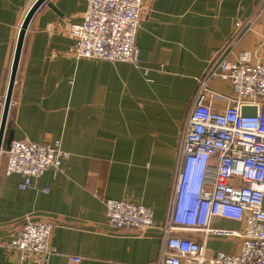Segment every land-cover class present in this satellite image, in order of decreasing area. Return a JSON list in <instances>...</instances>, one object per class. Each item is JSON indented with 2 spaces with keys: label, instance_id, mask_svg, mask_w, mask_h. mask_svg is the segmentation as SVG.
<instances>
[{
  "label": "crops",
  "instance_id": "1",
  "mask_svg": "<svg viewBox=\"0 0 264 264\" xmlns=\"http://www.w3.org/2000/svg\"><path fill=\"white\" fill-rule=\"evenodd\" d=\"M33 1L0 0V121L20 24ZM85 8L86 0H47L24 37L0 150V264L156 261L195 78L229 42L236 22L244 30L226 47L227 59L247 52L251 62L264 63V0H148L135 36L137 64L70 53L74 40L64 31ZM212 87L230 92L221 80ZM14 139L59 141L70 155L62 171L49 168L20 189L22 177L6 172ZM106 199L151 207L152 226L143 234L113 228ZM26 219L52 224L54 250L45 259L20 261L22 254L7 247ZM213 226L241 227L224 218ZM205 247L206 254L233 253L239 242L211 237Z\"/></svg>",
  "mask_w": 264,
  "mask_h": 264
},
{
  "label": "built area",
  "instance_id": "2",
  "mask_svg": "<svg viewBox=\"0 0 264 264\" xmlns=\"http://www.w3.org/2000/svg\"><path fill=\"white\" fill-rule=\"evenodd\" d=\"M147 1L86 0L81 20L64 31L74 40L70 53L137 64L135 36ZM242 30L244 23L236 22L229 42L210 55L195 78L180 132L159 256L146 264H264V63L251 62L247 52L235 61L227 59L226 47ZM215 80L226 82L230 92L213 88ZM69 155L59 141L14 139L6 150V172L19 174L18 186L26 189L47 169L62 171ZM104 204L107 222L115 229L143 234L153 224L149 206L124 199H106ZM216 218L239 222L241 227H214ZM51 230L52 224L44 219H26L7 247L22 254L20 261L28 255L45 259L54 250ZM192 233L202 236L197 239ZM211 237L237 239L238 250L206 254Z\"/></svg>",
  "mask_w": 264,
  "mask_h": 264
},
{
  "label": "water",
  "instance_id": "3",
  "mask_svg": "<svg viewBox=\"0 0 264 264\" xmlns=\"http://www.w3.org/2000/svg\"><path fill=\"white\" fill-rule=\"evenodd\" d=\"M46 1L47 0H34L33 3L30 5V7L28 8L20 24V28H19V32H18L17 40H16V45H15V50H14V55H13V59H12L11 67H10L9 80H8L7 89H6L4 102H3L2 116H1V121H0V150H1L5 123H6V119L8 115L11 98H12V91L14 87V82H15L16 72L18 69V64L20 60L24 37H25L28 25L33 15L38 10V8Z\"/></svg>",
  "mask_w": 264,
  "mask_h": 264
},
{
  "label": "rangeland",
  "instance_id": "4",
  "mask_svg": "<svg viewBox=\"0 0 264 264\" xmlns=\"http://www.w3.org/2000/svg\"><path fill=\"white\" fill-rule=\"evenodd\" d=\"M68 36V35H67Z\"/></svg>",
  "mask_w": 264,
  "mask_h": 264
}]
</instances>
